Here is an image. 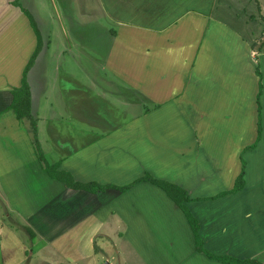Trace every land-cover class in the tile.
Segmentation results:
<instances>
[{
	"label": "crops",
	"instance_id": "obj_1",
	"mask_svg": "<svg viewBox=\"0 0 264 264\" xmlns=\"http://www.w3.org/2000/svg\"><path fill=\"white\" fill-rule=\"evenodd\" d=\"M13 1L0 0V115L14 116L7 110L10 91L20 86L37 41ZM144 1L145 7H135L132 22L117 26L131 34L130 43L109 45L106 60L140 95L133 96L145 100L146 114L127 117L111 104L107 113L92 114L98 122L88 123L85 110L81 117L71 113L85 125L48 124L46 161L81 183L122 187L148 173L177 185L190 198L185 205L198 222L204 249L264 264V33L249 39L240 29L244 15L234 13L226 22L232 10L215 6L216 0ZM126 52L130 56L122 58ZM260 81L261 138L244 152L256 138ZM83 91L70 97L85 103ZM17 126L19 140L0 138V264H21L37 252L28 254L3 224L5 213L12 228L19 223L35 229L45 243L39 250L49 245L62 253L64 246L79 262L93 257L98 229L113 219L139 264H222L196 251L184 214L160 188L140 181L126 192L72 190L42 170L25 123ZM153 131L175 144L178 155L162 148ZM241 153L243 189L208 199L233 187ZM88 221L82 237L72 234ZM43 264L55 263L46 258Z\"/></svg>",
	"mask_w": 264,
	"mask_h": 264
},
{
	"label": "rangeland",
	"instance_id": "obj_2",
	"mask_svg": "<svg viewBox=\"0 0 264 264\" xmlns=\"http://www.w3.org/2000/svg\"><path fill=\"white\" fill-rule=\"evenodd\" d=\"M15 2L12 4L19 7L27 19L31 18L42 39V50L35 58L28 73V84L31 93V115L36 119L37 142L45 160L47 157L44 153L51 147L47 132L48 124L60 121L67 127L76 124L80 127L85 125L75 119L71 113L81 117L85 110L88 123L98 122L92 114L107 113L111 104L121 110L120 113H125L127 117L143 110L146 114L148 105L145 100H138L133 96L140 95L129 90L128 85L120 80L122 79L121 75L107 62L106 54L109 51V45L130 43L128 40L131 34L129 36L126 34L125 28L119 29L117 26L119 22L123 24L132 22V13L135 7L140 3L145 7L147 2L144 0H16ZM226 5L232 10L231 14L227 13L229 16L224 19L226 22L234 13L243 14V18L245 17L246 20H243L242 22L245 23L240 25L242 33L249 39L251 37L253 40L262 39L264 0H216L215 6L222 8ZM113 16L116 20L111 18ZM248 17L253 18L249 19ZM139 20L145 23L144 18H139ZM83 34H86L85 37L82 36ZM114 50L115 48L112 52ZM127 56H130L129 52L122 54V58ZM138 69L144 72L145 67L141 66ZM86 88H90L89 93L86 90L83 91ZM82 91L87 97L85 103L70 97V95L77 96ZM67 95L68 99L65 98ZM102 100L108 101L110 106L102 103ZM137 103L138 105L134 106ZM2 115H0V138L19 140L21 137L17 131V125L20 122L10 113ZM9 130L13 132H9ZM5 134L7 137H4ZM61 134L65 136V132ZM28 136L30 135H26L32 141L33 138ZM151 136L160 141L162 148L170 149L171 153L178 155L175 144L161 140L157 132H151ZM221 155L231 157L226 153ZM229 160L231 159L229 158ZM242 160L243 153L240 155V162ZM146 174L149 175L148 173L144 175ZM115 183L121 184L120 181ZM222 193L224 192L218 194ZM213 197L211 198L217 199ZM10 215L13 217L12 214ZM1 220L3 224L7 223V228L12 230V233L18 236L20 242L26 246L28 254L31 251H37L32 259L27 258L24 262L21 260V264H43L46 262V258L55 264H139L134 259L130 246L124 243L122 226H118V223H115L113 219L98 229L93 240V257H86L81 262L75 259V254L65 252L67 249L64 246L62 253L49 245L43 250H39L45 243L33 227L27 225L24 228L17 223L19 228H12L6 213ZM91 223L86 222V225H82V229H76L72 231V234L82 237L88 231ZM46 229L48 228L45 227L42 230L48 232ZM79 230L81 232L78 236L77 231ZM102 235L107 238H103ZM21 254L23 255V250H21ZM261 262L264 263L262 260Z\"/></svg>",
	"mask_w": 264,
	"mask_h": 264
},
{
	"label": "trees",
	"instance_id": "obj_3",
	"mask_svg": "<svg viewBox=\"0 0 264 264\" xmlns=\"http://www.w3.org/2000/svg\"><path fill=\"white\" fill-rule=\"evenodd\" d=\"M16 1V0H15ZM13 1V4L14 2ZM19 1V0H18ZM16 3V2H15ZM20 5V4H19ZM29 20V19H28ZM30 25L34 31V34L36 36V48L31 55L27 65L25 66L23 73H22V78L20 81V86L15 87L11 89V103L7 107V110H11L15 116V118L20 121L24 122L27 126V130L29 132V135L33 138L32 144L35 150L36 158L38 159V162L42 168V170L51 178L55 179L57 181H60L65 184L66 187L72 189V190H84L86 192L90 193H97V192H104L107 189H115L119 190L121 192H126L128 189L133 187L136 183L140 181H145L149 182L152 185L160 188L168 198H170L174 204L182 211L184 214L191 230L194 236V243H195V249L197 252L203 253L208 257L210 260H216L219 261L222 264H258L256 261L252 259H244V260H238L226 255H213L210 252H208L206 249L203 247L202 240L199 236V225L197 220L191 215V213L188 211L186 207V203L190 201V198L188 197L187 193L185 190L180 188L177 185L171 184L167 181L164 180H159L155 179L149 175H144L138 179H135L131 183L124 185L122 187H116V186H111V185H100L98 183H81L78 181H75L74 178L71 176L70 173L59 170V164L58 163H53L50 164L48 163L44 155L42 153L41 148L39 147V144L37 142V136H36V119H34L31 115V93H30V87L28 84V73L33 66V62L35 58L38 56L39 52L42 49V39L39 30L37 27L33 24L31 18L29 20ZM262 94V84L261 81L259 83V91L257 94V105H258V117H257V132H256V138L254 143L251 146H248L244 149L245 151L253 150L257 143L259 142L261 138V132H262V120H261V107H260V96ZM244 168H245V161L244 159L241 161V171L239 175L236 177L233 187L225 191L222 194H218L216 197L217 198L220 196H225V195H231V194H236L240 192L243 187H244ZM212 199V198H208Z\"/></svg>",
	"mask_w": 264,
	"mask_h": 264
},
{
	"label": "water",
	"instance_id": "obj_4",
	"mask_svg": "<svg viewBox=\"0 0 264 264\" xmlns=\"http://www.w3.org/2000/svg\"><path fill=\"white\" fill-rule=\"evenodd\" d=\"M107 264V263H106Z\"/></svg>",
	"mask_w": 264,
	"mask_h": 264
}]
</instances>
